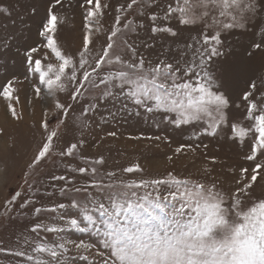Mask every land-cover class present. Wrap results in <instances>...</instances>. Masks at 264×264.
Segmentation results:
<instances>
[{"label": "rangeland", "instance_id": "1", "mask_svg": "<svg viewBox=\"0 0 264 264\" xmlns=\"http://www.w3.org/2000/svg\"><path fill=\"white\" fill-rule=\"evenodd\" d=\"M0 264H264V0H0Z\"/></svg>", "mask_w": 264, "mask_h": 264}]
</instances>
